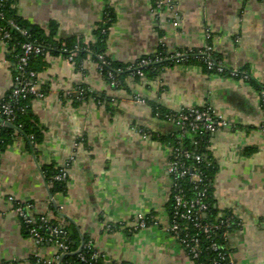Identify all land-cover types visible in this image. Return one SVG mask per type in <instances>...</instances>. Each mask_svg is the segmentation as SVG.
<instances>
[{
	"label": "crops",
	"instance_id": "obj_1",
	"mask_svg": "<svg viewBox=\"0 0 264 264\" xmlns=\"http://www.w3.org/2000/svg\"><path fill=\"white\" fill-rule=\"evenodd\" d=\"M108 10L114 21L105 55L113 62L134 64L160 46L168 54L210 47L228 71L242 75L210 74L200 65L177 63L157 79L128 77L122 87L112 88L91 56L78 69L62 55L47 54L36 81L45 97L30 102L43 142L33 145L16 132L0 156V264H48L56 254L54 247L30 238L10 198L32 204L34 217H62L112 263L194 264L166 231L169 139L180 130L156 117L153 104L173 113L210 107L227 124L209 137L218 167L215 207L240 222L229 235L236 264H264V1L17 4L18 14L31 24L48 31L53 22L57 39L75 37L84 44L96 40L94 32ZM15 74L12 51L0 37V102L14 89ZM79 87L104 101L78 98ZM69 163L67 193L53 196L45 169ZM139 215L155 218L159 226L135 230Z\"/></svg>",
	"mask_w": 264,
	"mask_h": 264
},
{
	"label": "trees",
	"instance_id": "obj_2",
	"mask_svg": "<svg viewBox=\"0 0 264 264\" xmlns=\"http://www.w3.org/2000/svg\"><path fill=\"white\" fill-rule=\"evenodd\" d=\"M18 2L19 0L0 1V37H3L4 33H8L10 35L7 44L12 51L13 60L16 66L15 76L18 75L17 65L19 57L23 53L24 45L28 43H31L35 46H40L43 49L44 54L31 59L27 67V72H34L36 75H38L39 71L45 66L44 59L47 54L51 56L62 55L67 59H70L75 54L71 62L74 63L78 69L82 68L83 60L91 56L101 67L100 72L105 80L109 84H111L113 80L117 81L118 88L124 85L125 80L128 77L134 78L135 80L142 79L139 75H137V72L143 73L144 78L157 79L164 69L177 64V60L173 58L174 54H168L163 46H160L156 54L144 57L134 64L126 65L113 62L107 58L105 52L107 48L106 44L109 28L114 21V16L109 10L106 12L104 22L101 23L94 32L96 40L89 44H84L81 40L75 37L63 40L57 39L58 26L53 22L50 24L48 31H45L39 26L31 24L18 14ZM201 52L202 51H181V53H189V58L184 62L181 61L180 64H197L202 66L207 73L217 74L215 71L208 70L206 64L203 62V56L201 55ZM212 58L215 62L221 61L220 58L216 57L214 53H212ZM144 61L151 62L147 66H142ZM226 74H229L228 70H226L221 75ZM31 81L36 84L37 77L33 78ZM246 81L250 82L251 78H248ZM81 89L85 90V92L81 97L79 96L78 98L85 100L93 98L96 100V102L104 101L103 96L89 94L84 87H79L77 89L78 95ZM12 92L13 90L4 98V100L0 102V156L11 145L13 140L12 138L16 132L23 134L33 145H40L44 139L42 131L38 126V121L31 111L30 102L36 99V97L33 95H28L26 98H20L16 104L13 120V125L15 128L12 129L5 125L7 118L2 114V106L4 104L12 105V101L10 99ZM41 92L44 94L43 91ZM69 97L70 99L76 100L73 95H70ZM152 106L155 116L165 119L166 121H168V116L176 114L167 111L156 104H153ZM179 135L180 132L170 137L169 140L171 146H178L181 144L188 150H194L198 153L204 154V160L202 163L197 164L194 160H190L188 161V164L196 166L199 172L203 174L204 183H202V187L208 190L209 197L207 202L210 204L207 220L214 221L221 213L215 207L213 197L214 178L218 171V167L210 153V135L205 134L196 137L194 140L198 141L197 146H193L194 140L191 135H188L181 141L179 140ZM61 171L62 168L54 169L53 167H49L45 169L46 178L50 184V192L53 196L57 194L65 195L67 193L68 178L64 181L55 180V177L61 174ZM189 179L190 178L183 180L181 182V187L185 190L189 198H194L196 191L194 190V186ZM169 209L171 212V201L169 202ZM225 214L229 216L232 215L229 212H226ZM52 223L56 225L59 224L55 220H53ZM233 228L235 227L232 226L231 228L227 229L229 233ZM65 231L68 233L69 252L63 258L61 264H115L107 261L106 258L100 254L96 256L98 253L94 246L90 247L89 249H83L79 252L83 245H87L91 241L85 237H81L77 229L71 224L65 225ZM214 257L215 253L205 252L200 256L199 259H197L195 264H211V259Z\"/></svg>",
	"mask_w": 264,
	"mask_h": 264
},
{
	"label": "built area",
	"instance_id": "obj_3",
	"mask_svg": "<svg viewBox=\"0 0 264 264\" xmlns=\"http://www.w3.org/2000/svg\"><path fill=\"white\" fill-rule=\"evenodd\" d=\"M9 38L10 35L8 33H4L3 37H1L5 42ZM212 53L213 50L210 47L202 51L203 62L209 71H215L221 75L227 68L222 62H215L212 58ZM42 54L44 52L40 46H35L31 43L24 45L23 53L18 60V75L15 76V86L10 96L12 105L4 104L2 106V114L7 118L5 123L13 124L15 106L20 98H26L28 95H33L36 99H43L45 97L36 88V84L31 81L37 75L34 72H27L31 59ZM73 56L69 59L70 61H72ZM173 58L177 60V63L184 62L189 58V53L177 52ZM150 62L144 61L142 66H147ZM99 68L101 69L100 66ZM240 74L238 71H229V75L232 77H240ZM137 75L144 78L141 72H137ZM243 78L247 80L248 76L244 75ZM110 85L112 88H118V82L115 80ZM84 92L85 90L81 89L79 96L81 97ZM168 121L179 127L180 141L188 135H191L193 140L201 135H212L221 127L227 126L225 122L217 118L210 107L182 111L168 116ZM197 145L198 141L194 140L193 146ZM190 160H194L197 164H200L204 160V154L188 150L181 144L171 146V159L167 173L171 179L170 201L172 203V210L166 231L178 242L194 264L205 252L215 253V257L211 259V264H236L229 246L230 233L227 229L232 226L235 228L240 227V222L234 215L229 216L225 213L220 214L214 221L207 220L210 207V204L207 202L209 197L208 190L202 187V183H204L203 174L199 172L196 166L188 164ZM70 163L62 168L61 174L56 176L55 180L64 181L68 178ZM187 178H190L189 180L196 191L194 198H189L181 187V182ZM9 201L14 203L15 212L22 219L30 238L37 245L47 244L55 248L56 254L53 261L51 260L47 263L61 264L62 258L69 252L68 233L65 231L66 223L64 219L58 217L59 221L46 215L34 217L31 215L32 204H22L16 202L14 198H10ZM53 220L59 224H53ZM149 226H159V222L155 218L145 215L137 217L135 230L144 229ZM92 246V242H89L87 245H83L81 250L89 249ZM98 255L96 254V256Z\"/></svg>",
	"mask_w": 264,
	"mask_h": 264
},
{
	"label": "water",
	"instance_id": "obj_4",
	"mask_svg": "<svg viewBox=\"0 0 264 264\" xmlns=\"http://www.w3.org/2000/svg\"><path fill=\"white\" fill-rule=\"evenodd\" d=\"M1 1V0H0ZM5 125L7 126V127H9V128H12V129H14L15 127H14V125L13 124H10V123H5ZM81 251V248H80V250H79V252ZM64 258V257H63ZM63 258H62V260H63ZM61 260V261H62Z\"/></svg>",
	"mask_w": 264,
	"mask_h": 264
}]
</instances>
